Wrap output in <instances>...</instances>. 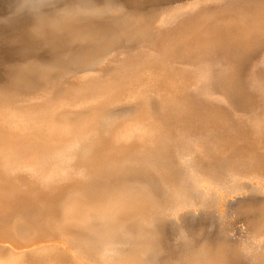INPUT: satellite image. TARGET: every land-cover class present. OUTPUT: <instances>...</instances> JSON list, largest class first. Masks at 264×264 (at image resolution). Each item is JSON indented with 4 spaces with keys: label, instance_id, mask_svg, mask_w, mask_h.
I'll use <instances>...</instances> for the list:
<instances>
[{
    "label": "rangeland",
    "instance_id": "rangeland-1",
    "mask_svg": "<svg viewBox=\"0 0 264 264\" xmlns=\"http://www.w3.org/2000/svg\"><path fill=\"white\" fill-rule=\"evenodd\" d=\"M0 9L2 21L27 13L32 28L93 42L24 72L0 54V255L239 264L264 253V0H0ZM216 170L225 174L214 179ZM190 208L219 213L220 225L207 215L178 243L172 233L171 250L141 229ZM24 210L52 244L17 249L2 220Z\"/></svg>",
    "mask_w": 264,
    "mask_h": 264
},
{
    "label": "water",
    "instance_id": "water-1",
    "mask_svg": "<svg viewBox=\"0 0 264 264\" xmlns=\"http://www.w3.org/2000/svg\"><path fill=\"white\" fill-rule=\"evenodd\" d=\"M90 1L101 2L102 0ZM25 14L26 16L21 14L18 17L8 19L7 21H2V19H0L1 57L3 56L6 62L18 71L24 72L31 69L32 66L33 68H43L46 65L59 66L60 64L66 62L65 60L69 59L66 54L67 52H81L82 50L87 49V47H92L91 44H93V42L89 43L86 40L75 41L79 39L72 38L65 30L58 31L43 24L38 26L39 28L37 29L35 27L32 28L30 27V24H28L31 19V15H27V13ZM41 59L44 61L52 59L53 61L51 63L44 64L40 62ZM37 72H40V70ZM258 198L259 197L256 199L258 200ZM201 219L202 217L197 218L196 220H193L194 222L192 223L196 224L197 222H200ZM228 220L234 225L238 222V216L229 218ZM192 223H189L188 226H191ZM175 226L176 225H173V223L167 222L162 230L166 231L165 235L167 237H170ZM245 228L235 232L231 239L235 240L237 238H245V235H247V229ZM216 233L217 231L214 228L213 232L211 231L208 235V238L214 241V243H218L219 236H217Z\"/></svg>",
    "mask_w": 264,
    "mask_h": 264
},
{
    "label": "bare ground",
    "instance_id": "bare-ground-1",
    "mask_svg": "<svg viewBox=\"0 0 264 264\" xmlns=\"http://www.w3.org/2000/svg\"><path fill=\"white\" fill-rule=\"evenodd\" d=\"M216 171H217V174L214 176V179H218L223 174H225V171L221 173L218 172V170ZM198 193H200L199 190L197 191V195ZM196 210L200 211V213H198ZM202 212L205 213L206 215L201 216ZM34 214H35L34 211L24 210V211H21L19 215L16 213L13 218L2 220V225L4 224L3 229H5L6 231L10 229V233L12 235L11 241L17 246V249H28L36 245L38 246V245H43V244H52L54 242V240L51 239L50 237L43 236V234L46 233V226L38 224L37 221L34 220ZM207 215H212L211 217L209 216L207 220L212 221L216 227L220 225V219H222V217L219 216V213L214 212L213 214H211V213L205 212L202 208H190L188 210H183L179 213H176V215L165 216V217H163L162 215H159L158 217L155 218L154 222L144 224L143 228L141 229L150 236L151 241L155 243L160 248V250H164V249L171 250L175 248L176 246L173 244L174 240H172L171 236L167 237L165 235L166 231L162 230V228H164V225H166L167 222L173 223V225H176V226L178 225L180 226L179 232L177 231L176 227L174 228V231H173V236L176 242L178 243L180 240V233L187 232L192 228L188 226L189 223H192L194 222L193 220H196L197 218L202 217V219L200 220L201 222ZM192 225L194 224L192 223ZM10 226L13 229L10 228ZM41 236H43L42 241L36 244V242L40 240ZM105 244L106 243H103L99 245L97 248H102L103 245ZM43 254H46V253H43ZM75 254L77 256V259L81 261L84 260V257L81 253L78 252ZM45 256L47 255H40V256L27 255L26 256L27 258L25 257L23 261H28V262L23 263V261H18V260L14 261L13 259L12 261L6 256L0 255V264H73L72 262L66 259H63V260L57 259L54 262L52 259L46 261ZM155 262L184 264V262L179 261L173 257H167L166 260H161L155 257ZM239 264H264V253L260 255H254L249 261H246V262L243 261Z\"/></svg>",
    "mask_w": 264,
    "mask_h": 264
}]
</instances>
